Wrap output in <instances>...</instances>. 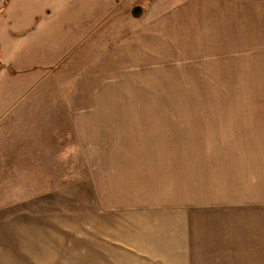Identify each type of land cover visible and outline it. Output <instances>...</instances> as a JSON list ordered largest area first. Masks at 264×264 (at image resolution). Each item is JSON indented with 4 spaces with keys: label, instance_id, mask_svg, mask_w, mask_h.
I'll return each instance as SVG.
<instances>
[{
    "label": "rangeland",
    "instance_id": "374dc122",
    "mask_svg": "<svg viewBox=\"0 0 264 264\" xmlns=\"http://www.w3.org/2000/svg\"><path fill=\"white\" fill-rule=\"evenodd\" d=\"M6 2L0 227L8 222L20 236L0 238V264H238L237 216L240 264H264L252 234L264 216V0ZM117 2L114 21L78 49L84 25ZM109 171L114 194L71 190ZM96 198H109L115 215L184 208L197 248L189 241L192 256L155 257L151 234L130 233L152 256L138 257L131 245L127 253L112 238L103 241L115 253L103 256Z\"/></svg>",
    "mask_w": 264,
    "mask_h": 264
},
{
    "label": "crops",
    "instance_id": "0c3cea01",
    "mask_svg": "<svg viewBox=\"0 0 264 264\" xmlns=\"http://www.w3.org/2000/svg\"><path fill=\"white\" fill-rule=\"evenodd\" d=\"M120 2H117L115 7L113 8V12L101 19V21H97L94 25H84V29L86 32L84 33V37L82 39V44L79 46L78 49H83L85 47L90 46V42L94 41L93 33L97 32L101 26L105 27V23L113 22L115 18V12H121L119 4ZM118 5V6H117ZM6 5L5 9L2 13H0V16H3L7 10ZM81 9V12L84 11L83 6H79ZM93 28V29H92ZM33 29H36V26L33 27ZM23 34L24 31H23ZM80 140L83 141L82 134H80ZM115 182L111 178V171L108 172V175H96L92 174L91 176L84 178L80 181H76L70 184L71 190L74 189L75 192L78 191H87L90 194H93V191L95 193H100L101 191H112L113 194L115 193ZM261 194L258 195L260 206L259 208L262 210L261 212L264 214V191L260 192ZM78 194V193H77ZM254 194V193H253ZM255 199V196H253ZM109 200V198H106ZM105 198L103 199H95L93 202L95 204L90 205V208L95 209L96 215L94 224H99L103 230L101 232L105 233V237L102 239H98V241H102L104 250L106 254L103 256L110 255L111 253H115V250H112L110 247V243H107L103 240H107V242H110L109 240L112 238V242H118L117 244H123L125 252L129 253L128 249L130 248V245L137 249L139 252H136V255L138 257H143L152 254H147V248L141 246L139 243H137L136 239H131L128 235L130 233H149L151 235L146 236V240L151 242L152 240H155L157 243V247L160 254H158L155 257L160 256L163 257H173V256H192L191 253H187V251L194 249V246L198 245V239H194V233L191 229V226L187 222L188 214L185 211V209L180 207H150V209H123L121 212L112 213V207L107 203V200ZM100 208H104L107 210V212L101 214ZM240 209V206L237 205V210ZM114 214V215H113ZM261 217V222L258 224V233L255 232V230L252 231L253 236H258V240L261 244V247L264 246V216ZM4 218V217H0ZM176 219L177 223H173L171 220ZM240 217L237 216V250H238V264H240V258L243 260L244 255V249H243V241H244V235L243 231H240ZM139 222L140 224H147L151 226V228L142 226L137 224ZM27 224H30V222H27ZM2 227H0V238L6 239V240H12L13 238H19L20 233L15 232L10 226L8 222H2ZM186 227V229H185ZM191 231V233H190ZM152 232H155V235H152ZM143 239V238H140ZM141 241V240H139ZM189 241L191 243V247L189 246ZM19 242L20 239H19ZM30 242V239L27 237V241H23L24 248L27 249L29 252L30 250V244H32L31 249L35 246L32 242ZM147 242V243H149ZM1 247H7L5 244L0 243ZM115 245H113L114 247ZM166 248L167 250H171L169 253H162L161 249L159 248ZM152 249V248H151ZM154 250L156 248H153ZM191 249V250H192ZM175 250H183L185 254H178V253H172V251ZM190 250V251H191ZM124 251L120 248L119 253H123ZM123 253V255H127L126 253ZM33 255V253L31 254ZM95 255H99V251L95 252ZM95 256V259H96ZM263 264V262H262Z\"/></svg>",
    "mask_w": 264,
    "mask_h": 264
},
{
    "label": "water",
    "instance_id": "95a60500",
    "mask_svg": "<svg viewBox=\"0 0 264 264\" xmlns=\"http://www.w3.org/2000/svg\"><path fill=\"white\" fill-rule=\"evenodd\" d=\"M145 9V5H135L132 9V14L135 16V17H139L141 16V14L143 13Z\"/></svg>",
    "mask_w": 264,
    "mask_h": 264
},
{
    "label": "trees",
    "instance_id": "16d2710c",
    "mask_svg": "<svg viewBox=\"0 0 264 264\" xmlns=\"http://www.w3.org/2000/svg\"><path fill=\"white\" fill-rule=\"evenodd\" d=\"M6 1L8 2V0H6ZM7 2H6V3H7ZM5 5H6V4H5ZM1 11H3V7H2V8H0V12H1ZM0 59H1V58H0ZM0 67H2L1 60H0ZM0 70H1V69H0Z\"/></svg>",
    "mask_w": 264,
    "mask_h": 264
}]
</instances>
